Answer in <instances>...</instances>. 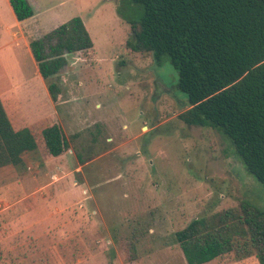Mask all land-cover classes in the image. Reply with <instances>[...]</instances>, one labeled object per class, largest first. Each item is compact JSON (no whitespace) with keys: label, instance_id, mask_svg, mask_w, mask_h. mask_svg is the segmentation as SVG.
<instances>
[{"label":"rangeland","instance_id":"rangeland-1","mask_svg":"<svg viewBox=\"0 0 264 264\" xmlns=\"http://www.w3.org/2000/svg\"><path fill=\"white\" fill-rule=\"evenodd\" d=\"M29 2L35 14L21 23L0 0V92L7 88L4 105L15 129L40 116L30 103L36 92L11 90L38 71L31 41L80 17L94 48L67 55L49 81L60 90L66 153L52 158L40 140L39 153L24 155L25 170L0 169V264H187L175 235L194 219L242 202L264 210V186L231 140L180 119L189 102L169 58L158 63L128 51L137 5ZM130 242L135 262L128 260ZM208 264L259 261L232 253Z\"/></svg>","mask_w":264,"mask_h":264},{"label":"trees","instance_id":"trees-1","mask_svg":"<svg viewBox=\"0 0 264 264\" xmlns=\"http://www.w3.org/2000/svg\"><path fill=\"white\" fill-rule=\"evenodd\" d=\"M9 3L18 22L35 14L28 0ZM121 3L140 8L139 18L128 21L132 33L126 43L128 51L150 55L158 63L168 57L177 71L178 88L189 102L188 110L180 115L183 123L228 137L248 173L264 186V0ZM118 13L124 18L120 9ZM93 48L80 17L30 43L39 72L47 82L67 64V55ZM48 89L57 103L58 85L49 82ZM40 140L52 158L63 156L68 149L55 116L17 130L0 98V169L25 170L24 155L39 153ZM175 238L187 264H208L232 253L255 255L259 264H264V210L242 202L235 208L194 219ZM129 248L128 260L135 262L133 242Z\"/></svg>","mask_w":264,"mask_h":264},{"label":"crops","instance_id":"crops-1","mask_svg":"<svg viewBox=\"0 0 264 264\" xmlns=\"http://www.w3.org/2000/svg\"><path fill=\"white\" fill-rule=\"evenodd\" d=\"M30 5H31V3H30ZM24 22H26V21H24ZM21 23H23V22H21ZM24 36L25 35L23 33L22 37L24 38ZM22 37H19L17 34L13 35V38L16 42H20V39H22ZM17 45H18V43H17ZM18 46L20 47V45H18ZM5 89H7V88H5ZM5 89L2 92H0V98L2 99L3 102H4L5 98L7 96H9V93H7V91ZM11 90H13L14 93L18 92V93H22V94L23 93L29 94L32 91L34 93L36 92L35 96L30 95V98L32 97V99L30 100V103H33L36 106L37 110H40V112H39L40 116H38L39 118H36V120H34V122L30 123L29 125L37 123L39 121H43L44 119H46L47 117H50V116H55V118L57 119V121L59 123L58 112H57V105L58 104L53 101V99L50 95L49 89L47 87L46 81L41 76L39 69L35 73V75L33 76L32 80L28 81V83H25L24 86L20 85L17 87H13ZM36 132L40 134L41 130L38 129Z\"/></svg>","mask_w":264,"mask_h":264}]
</instances>
